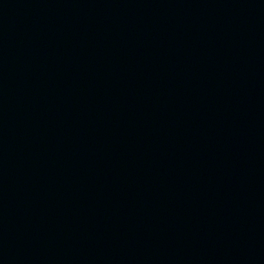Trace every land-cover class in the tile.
I'll return each mask as SVG.
<instances>
[{
    "label": "water",
    "instance_id": "water-1",
    "mask_svg": "<svg viewBox=\"0 0 264 264\" xmlns=\"http://www.w3.org/2000/svg\"><path fill=\"white\" fill-rule=\"evenodd\" d=\"M0 264H264V0H0Z\"/></svg>",
    "mask_w": 264,
    "mask_h": 264
}]
</instances>
